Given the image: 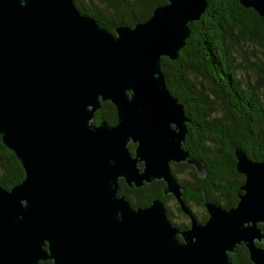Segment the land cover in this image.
<instances>
[{
	"label": "water",
	"instance_id": "95a60500",
	"mask_svg": "<svg viewBox=\"0 0 264 264\" xmlns=\"http://www.w3.org/2000/svg\"><path fill=\"white\" fill-rule=\"evenodd\" d=\"M164 1L112 34L71 0H0V138L24 172L0 186V264H231L242 244L264 264V162L234 148L241 194L230 208L204 201L203 223L171 173L181 163L207 173L184 149L190 121L160 60L177 59L208 0ZM239 4L264 17V0ZM105 102L116 122L96 125ZM119 180L163 182L189 228L160 199L132 207Z\"/></svg>",
	"mask_w": 264,
	"mask_h": 264
},
{
	"label": "trees",
	"instance_id": "16d2710c",
	"mask_svg": "<svg viewBox=\"0 0 264 264\" xmlns=\"http://www.w3.org/2000/svg\"><path fill=\"white\" fill-rule=\"evenodd\" d=\"M71 1L80 14L93 18L112 34L118 26L132 27L146 20L156 6L165 3ZM160 68L167 89L183 104L190 121L184 149L191 158L201 161L207 172L199 178L188 164L170 165L183 189V200L189 208L202 210L204 196L223 208L234 207L244 177L236 172L233 149H240L252 161L264 162V17L242 7L239 0H208L200 19L189 24V36L177 59L161 58ZM100 122H116L111 103H101L95 113L93 123ZM128 149L132 152L134 146L128 145ZM184 173L187 181L180 178ZM23 176L20 163L0 138V186L9 190ZM163 187V182L153 181L138 189L128 188L119 180V194L134 208L148 206L154 199H160L166 207L172 198L162 195ZM166 209L169 217V208ZM259 226L264 231V224ZM229 261L252 264L243 245L229 254Z\"/></svg>",
	"mask_w": 264,
	"mask_h": 264
},
{
	"label": "flooded vegetation",
	"instance_id": "af4514ba",
	"mask_svg": "<svg viewBox=\"0 0 264 264\" xmlns=\"http://www.w3.org/2000/svg\"><path fill=\"white\" fill-rule=\"evenodd\" d=\"M187 124H189V123H187ZM207 174V173H206ZM203 176H205V175H203ZM203 176H201V177H203ZM200 178V177H199ZM167 196V195H166ZM170 196V195H169ZM171 197V196H170ZM172 198V197H171ZM172 200L174 201V199L172 198ZM204 201H208L207 199H206V197L204 196L203 197V202ZM185 202V201H184ZM174 204H175V209H176V212L179 214V217L181 218V221L179 222H175L174 223V221H173V217L175 218V215L172 213V215L170 216V209H169V217L171 218V220L169 219V217H168V219H169V221L171 222V224H173L174 226H176V227H178L179 229H181V230H186V229H188L189 228V226H190V223H191V221H190V218L187 216V215H185V214H183L181 211H179L178 210V205H177V203L174 201ZM186 204V203H185ZM202 205H203V203H202ZM186 206H187V208H188V210L190 211V213L192 214V216L198 221V222H200V223H203L205 220H206V218H207V214H206V211H205V208H204V206H203V210L202 209H200V208H197V207H195V206H193L192 208H189L188 207V205L186 204ZM194 209H196L197 211H195ZM199 210H200V212H199ZM167 212H168V210H167ZM168 215V214H167ZM204 217H206L205 218V220H203L204 219ZM178 238L181 240V237L180 236H178ZM243 245V244H242ZM237 246H240V245H237ZM236 246V247H237ZM244 246V245H243ZM235 247V248H236Z\"/></svg>",
	"mask_w": 264,
	"mask_h": 264
},
{
	"label": "rangeland",
	"instance_id": "374dc122",
	"mask_svg": "<svg viewBox=\"0 0 264 264\" xmlns=\"http://www.w3.org/2000/svg\"><path fill=\"white\" fill-rule=\"evenodd\" d=\"M180 178L181 180L183 181H187L188 180V175L186 173L180 175ZM166 207L171 209L172 213L175 215V218L173 217V221L174 223L175 222H180L181 221V218L179 217V214L176 212V209H175V204H174V201L172 199H168L167 203H166ZM195 211H197L196 209H194ZM200 212V210H199Z\"/></svg>",
	"mask_w": 264,
	"mask_h": 264
}]
</instances>
